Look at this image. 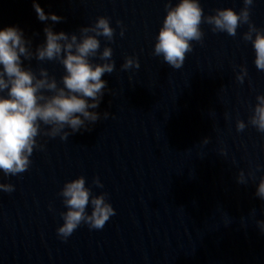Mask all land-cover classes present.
Listing matches in <instances>:
<instances>
[{
	"label": "clouds",
	"instance_id": "obj_1",
	"mask_svg": "<svg viewBox=\"0 0 264 264\" xmlns=\"http://www.w3.org/2000/svg\"><path fill=\"white\" fill-rule=\"evenodd\" d=\"M254 0H242L239 11L232 7L217 8L213 15H205L200 0H167L165 15L155 35L152 54L173 68H180L185 54L192 50V41L202 43L201 22L211 25L213 32L235 36L237 27L247 24L242 38L250 41L257 70L264 71V28L250 20V6ZM37 18L53 23L63 19L55 12L46 13L38 0H32ZM120 35L124 26L120 20ZM115 29L110 18L99 15L91 24L82 25L78 31H55L50 24L43 28L44 40L32 48V42L18 25L0 27V172L4 176L24 172L30 165L34 148L43 149L37 137L41 126H47L46 135L61 140L70 132L89 129L101 113L96 111L107 87L102 74L112 73L114 61L112 48L101 49L99 37L113 40ZM38 61H56L63 66L59 77L45 67L34 70L24 63L32 58ZM96 58V59H93ZM135 55L125 56L121 68H138ZM247 68L240 66L236 79L243 82ZM249 123L264 133V93H257ZM109 115L107 111L103 113ZM245 128L243 120L236 121L237 131ZM70 130V132H69ZM243 182V173L239 176ZM92 183L102 187L99 177ZM14 185L0 182V190L11 192ZM65 209L60 213L62 223L56 228L61 239H66L83 222L89 228H101L115 213L107 193L94 194L86 185L83 175L63 183L59 190ZM255 195L264 200V176L259 178ZM257 225L264 232V220Z\"/></svg>",
	"mask_w": 264,
	"mask_h": 264
}]
</instances>
